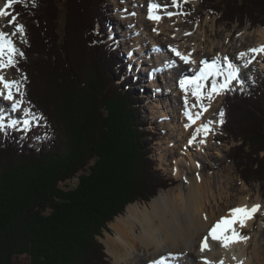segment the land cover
<instances>
[{
    "label": "trees",
    "instance_id": "16d2710c",
    "mask_svg": "<svg viewBox=\"0 0 264 264\" xmlns=\"http://www.w3.org/2000/svg\"><path fill=\"white\" fill-rule=\"evenodd\" d=\"M107 1L12 6L27 36L17 69L51 133L38 147V138L24 141L19 129L0 128V264L19 255L30 264H107L102 230L162 188L150 158L157 134L146 131L144 99L108 41ZM199 1L200 20L211 13L264 27V0ZM224 99L221 140L237 143L226 157L241 181L264 184V77ZM77 177L76 187L60 186Z\"/></svg>",
    "mask_w": 264,
    "mask_h": 264
},
{
    "label": "bare ground",
    "instance_id": "6f19581e",
    "mask_svg": "<svg viewBox=\"0 0 264 264\" xmlns=\"http://www.w3.org/2000/svg\"><path fill=\"white\" fill-rule=\"evenodd\" d=\"M180 1L184 0H177V5H173L172 0H135L140 5L138 9L136 8L138 14L127 17L126 22L119 18L120 28L124 29L121 34H125V39L132 43L131 48L134 49L136 57L142 60V64L147 62L150 67V76L155 81H152V85L149 83L148 86L154 89L156 103L163 100L167 106V99L175 103L172 125L168 123L170 114L163 112L162 130L167 124L172 127L171 137L176 138V145L175 148L170 149L171 143L166 142L167 156H162V164L169 166L172 176H177L181 183L167 191H162L149 205L131 204L128 206L126 214L117 217L111 225L115 235H108V238L104 240L106 251L111 255L112 264H154L162 259L166 261V264H170L168 261L176 256L181 259L185 258L187 261L185 264H205V260L211 261V264H221V262L223 264H241V262L243 264H264V230L256 240L254 260L249 257L253 246L249 240L233 243L225 248L220 241L213 240L209 235L210 229L222 218H232V209L261 205L260 210L247 221L245 227L240 228L236 225L242 235L249 234V231L256 227L257 215L264 212V203L261 201L260 193L254 194L251 189L241 188L245 194L240 191L241 189L233 188L232 185L236 182V178L230 176L232 172H227L228 169L221 168L213 176L208 173L205 158L214 150L216 154L221 153V149L215 147L213 132L220 127L222 106L217 105V110H214L206 108L202 103V97L208 93V87L211 88L213 82L223 83L225 74L229 71V64L239 69V82L247 81L246 72L253 71L256 63L264 54V52L249 51L264 45V28L254 33L245 30L239 34V37H232L230 33L224 32L222 35L217 33V36L214 33L210 38L204 33L206 30L197 36L194 29L198 27L187 26L186 18L181 15L182 9L184 10L186 6H182ZM152 4L161 6L155 10L156 14L162 17L160 21L149 19ZM0 9L6 12L11 10L4 1H0ZM167 13H173V15L169 17ZM9 16L4 17L8 19ZM17 22L20 23V18L15 22V27L18 25ZM215 24L216 22L214 27ZM203 25L200 26V31ZM0 31L8 34V39L15 41V35H11L7 27L0 26ZM254 34L256 35L253 36ZM173 48L189 56V59L195 62L186 63L172 51ZM241 52L247 55L240 58ZM150 54L154 56L149 59ZM143 55L147 56V61L143 60L145 58ZM131 60L136 63L132 55ZM249 60L252 62L248 63ZM203 61H207L208 64L215 62L222 74L218 77L209 76L202 82V96L198 100L193 94L194 85L186 84L185 88H182L180 82L198 76L205 67ZM2 69H0V75L8 81H13L9 78L11 72L1 73ZM144 72L149 75L147 71ZM144 72L140 73V78L143 77ZM219 77L222 79L220 80ZM235 83L237 79L231 82L229 89ZM13 91L16 89L14 88ZM0 92H4V96H0V108L3 107L1 118L11 117L16 120L14 118L16 114L23 115L25 111L18 107L16 114L10 116L7 111L14 103L19 105V102L6 98L7 89L2 83H0ZM180 92L182 94H179ZM219 96L220 94L216 95L217 98ZM144 99L147 102L148 98L144 97ZM26 104L28 103L23 106ZM189 115L192 116V120L189 119ZM19 116L17 118L20 119ZM33 116L28 113L26 119L31 121ZM193 120H195L194 123ZM204 125H208L207 133L203 130ZM198 129H200L199 132ZM180 146L183 147L184 152L179 151ZM178 151L185 157L174 159ZM188 160L191 163L189 166L186 163ZM213 173L211 171V174ZM225 177L230 179V182L225 183L222 180ZM205 236H208L210 250L201 252Z\"/></svg>",
    "mask_w": 264,
    "mask_h": 264
},
{
    "label": "rangeland",
    "instance_id": "374dc122",
    "mask_svg": "<svg viewBox=\"0 0 264 264\" xmlns=\"http://www.w3.org/2000/svg\"><path fill=\"white\" fill-rule=\"evenodd\" d=\"M0 1H4V3H6L7 5V0H0ZM135 0H108L106 3V11H108L109 13V19H108V35L109 37V42L113 44V46H116V50L118 51V54L120 55V57H122V59L126 56H130V61H131V55L134 61H136V63L139 62L138 65H142L141 69L139 70L138 67L135 65L132 69V71L134 73H132L131 75H129L130 78H132L135 82L138 77L140 75L141 72L147 71L149 73V68L147 62L145 64H142V60L140 61V58L136 57V53L134 51V49H132L131 45L132 43H130V41H127L125 39V34H121V31L124 30L122 28H120V19H124V21H127V17H132V16H136L138 14V8L140 7V5H138V2H135ZM182 2V6L183 5H187L190 6V10L187 11L188 9H185L181 11V15L182 17L186 18L187 20V26H195L198 27L195 30L196 35L199 36L201 32H203V30H206V32H204L207 36H213L214 33H220L221 35L224 34V32L230 33L232 37H239V34L245 30H247V32H258V30H260V28H264L261 25L256 26V27H252L251 24H249V22L247 21L246 24H239L238 22L235 23H230V22H224L223 20H219L218 16L213 15L211 13H207L205 15V18L200 20L199 19V14H200V10L202 9V6L200 5V1L199 0H184V1H180ZM142 5V4H141ZM137 8V9H136ZM11 9V8H10ZM9 13V18L6 19V17H0V26L3 28H6L10 30L9 33H13L16 32L15 35V41H14V46L15 48L21 52L19 49L22 47V45H24L27 36L24 34V32H20L17 31L16 27H15V23L14 24H9V21L13 19V17H15V22L18 21L19 18H17V16L11 12V10L7 11ZM131 14H128V13ZM2 18V19H1ZM215 27H214V23ZM18 23V22H17ZM2 24V25H1ZM5 24V25H3ZM19 24V23H18ZM203 25L202 30L200 31L199 29L201 28L200 26ZM125 28V26H123ZM256 34H254L253 36H255ZM14 36V35H13ZM243 36V35H242ZM132 34H131V38H132ZM215 39V38H214ZM132 42V41H131ZM149 44V43H148ZM147 44V45H148ZM130 49H131V54H130ZM135 56V57H134ZM154 55L150 54V57H153ZM20 57V55H15V60L16 58ZM143 60L147 61V56L143 55ZM263 58V62H264V54L262 55ZM6 59V56L5 58ZM129 59V57H128ZM17 62V61H16ZM135 63V62H134ZM135 63V64H136ZM16 65V66H15ZM12 67H7L1 70V73H8L11 72V74L8 76L9 78H12L13 80H16L19 84V90H20V94L19 96L23 93L26 94L27 93V87L25 86V76L24 74L17 70V63ZM129 68V67H128ZM137 69V70H136ZM129 70V69H128ZM128 70H126V73H128ZM139 73V74H138ZM142 74V73H141ZM247 74V81L246 84L240 82L239 83H235L232 84L230 87V90H225L223 93L220 94V96L217 98L216 96L213 99H208L207 94L204 95L202 97L203 99V104L205 105L206 108L208 109H214L217 110V105L222 106V112L224 113V109H225V103H224V98H226V96L228 95V93L232 90H239V91H244V86H242L243 84H245L247 90L250 89V85L253 84L256 80H260L261 78L264 77V63H260L257 62L254 70L251 72H246ZM136 75V76H133ZM143 80L147 81V84L142 85V86H136L135 87V91H138L141 94L142 99L148 98L147 102L145 101L144 104L142 105V109L144 112V117H145V121L148 122V127L146 131H150L153 134H157V137H155V140L152 141L151 144V161L154 164V170H156V172L161 176V178L163 179L164 182H162V188L159 189L158 193L152 197L151 201L153 199H155L158 194H160L162 191H167L171 188H173L174 186L178 185L181 183V180L177 178V176H172V173H170L169 170V166L163 165L162 164V156H167L166 152H165V148H166V142L169 141L171 143V147H169L170 149L175 148L176 145V138L175 137H171V134L173 133L172 127L169 126V124H173L174 123V117L172 116V112H173V108L176 109L175 103L174 102H170L168 99V105L165 106V104L163 103V100H159V103H156L157 98L155 97V93H154V89H152L150 86H148V84L150 83V85H152V81L154 82L155 80L149 75L146 74L144 72L143 74ZM178 78V75H177ZM256 79V80H255ZM242 84V85H241ZM148 86V87H147ZM141 89V91H140ZM245 89V90H246ZM17 91V90H16ZM179 94H182L181 92ZM25 97V96H24ZM45 101V99H44ZM162 101V102H161ZM28 103V102H27ZM49 108L51 107V105H54V103H52V101L45 103ZM161 107H158V106ZM172 105V106H171ZM3 107L1 106L0 108V115L3 112ZM2 109V110H1ZM28 109H30V105L26 104L25 109L23 111V115L19 116L18 114H16L14 116V118H16V121L19 119L17 118L18 116L20 117L18 124H21L27 117L28 113L33 114V122H32V126L28 129L27 133L24 132L23 133V139L25 141V139H27L28 137L33 138H38V147H40V145L42 144V141H45L47 138V135H49L51 133V131L48 129V125L44 123V119L43 116L41 115V113L38 110H31V112H27ZM54 110V109H53ZM160 112H162L160 114ZM163 112H168L170 114V117L168 119V123L166 126H163V130L161 127V124L163 125ZM218 113H220V110H218ZM26 114V115H25ZM160 115H162V117H160ZM35 118V119H34ZM223 118V117H222ZM11 120L13 121V119L11 118ZM11 120L7 121H2L0 120V122H2L4 124V127H7L11 124ZM57 128H59V133H60V137L63 138V131L61 132V130H63L62 125L59 123H57ZM23 131V129H22ZM21 131V132H22ZM62 134V135H61ZM170 134V135H169ZM214 137H215V147L217 149H221V153L216 154L215 150L213 152H210L211 154L205 158V162L207 164V171L208 173H210V176H213L215 173H217L221 168L225 169L228 171H231L232 173L230 174L231 177H235L236 178V182L234 183V185H232L233 188H237V189H251L252 193H260V197H261V201H263L264 203V184H260V183H251V184H247L243 181H241V178L238 174L237 168L235 166V164H233L232 162L229 161V159L226 157V154L229 153V150L231 149L232 146H235L237 143L233 140V138L230 136L229 139L231 140L230 142H226L223 143V141L221 140L224 136L221 133L220 127L218 129H215L214 132ZM227 136V135H226ZM225 136V137H226ZM179 145V142H178ZM37 147V146H36ZM177 149V148H176ZM179 151H183L184 149L182 146H180ZM178 151L177 156L174 159H182L185 156L180 155V152ZM170 158L172 159L171 156V152H170ZM173 159V161H174ZM201 163V160H199ZM187 165L189 166L191 163L188 160V162H186ZM162 164V165H161ZM173 167V165H172ZM211 171L214 172L213 174H211ZM225 183L230 182V179H228L227 177L222 179ZM79 180L78 177L74 178L72 180H69L65 183H61V187L64 188L65 190L69 189V188H74L78 185ZM236 184V187H235ZM240 190L241 192H244L243 190ZM245 193V192H244ZM246 194V193H245ZM151 201L149 200L147 201H143V200H138L136 202H133L132 204H140V205H144L147 204L149 205L151 203ZM130 204H128L126 206L125 211H127L128 206H130ZM126 214V212H125ZM124 213L121 215H118L117 217L123 216L125 215ZM116 217V218H117ZM116 218L113 220V222L116 220ZM264 218V212H261V214L257 215V221L255 222V229H252L249 231V234H247L246 236L249 237V241L251 244H253L252 246V250L250 251V259L254 260V251L256 249V240L259 238L258 236H260V233L264 230V220H262ZM112 222V223H113ZM112 223H109V225L107 226V229L102 230V235L98 237V240L100 243H102L105 253L107 254L108 251L107 247H106V243H105V239L108 238V235L110 236H114L115 232L114 230L111 228ZM108 257L107 258V264H112V260H111V255L107 254ZM12 264H30V259L28 256L26 255H19L18 257L13 259Z\"/></svg>",
    "mask_w": 264,
    "mask_h": 264
},
{
    "label": "snow or ice",
    "instance_id": "6c2138e0",
    "mask_svg": "<svg viewBox=\"0 0 264 264\" xmlns=\"http://www.w3.org/2000/svg\"><path fill=\"white\" fill-rule=\"evenodd\" d=\"M15 3H17V0H7V7L11 8ZM173 5H177V0H172ZM161 6L158 4H152L150 7L149 12V19L160 21L162 17L160 15L156 14V9L160 8ZM9 15L8 12H6L3 9H0V17H4ZM167 15L170 17L173 15V13H167ZM15 23V17H13L12 20L9 21V24ZM17 31L22 32L24 30V25L18 24L16 25ZM11 35H16V32H13ZM8 34L4 33L3 31H0V69L12 67L17 62L15 60V55L23 56V52H19L13 42L7 38ZM172 51L179 56L182 60H184L186 63H194L195 61H191L189 59V56H186L179 52L176 48H173ZM252 53H259L264 52V45L260 46L259 48H252L249 50ZM247 55V53L241 52L239 54L240 58H243ZM6 56V59H4ZM252 61L249 60L248 63H251ZM205 67L200 71V74L192 79H186L182 80L180 82L181 87L185 88L186 84L194 85L195 91L194 95L197 96V99L199 100L202 96L201 88L203 87V81L207 79L209 76H215L218 77L222 73L219 69V67L215 64H208L207 61L202 62ZM245 67H247V64H245ZM238 73L239 69L234 67L233 65L229 64V71L227 74H225V78L223 83H216L213 82L211 85V91L207 93L208 99H213L216 95H219L223 93L225 90H230L229 85L233 80L238 79ZM0 83L3 84V87L7 89V95L6 98L8 100H13V89L15 88L17 91H19V84L17 81H8L4 78V76L0 75ZM0 96H4V92H0ZM13 109H17L19 107L18 104H13ZM207 110V109H205ZM224 113L221 112L220 116L223 117ZM189 119L192 120V116L189 115ZM2 120V118H0ZM195 120H193V123ZM223 123V119L220 121ZM25 130H28L29 127V121L26 119L24 120ZM4 124L0 122V128H3ZM10 127L16 128L17 127V121L13 120L10 124ZM203 130L205 133L209 131L208 125L203 126ZM198 132L200 129L197 130ZM261 205H254L251 208L248 206L238 207L231 210L232 218H222L221 221H219L212 229L209 231V235L213 240L220 241L225 248L229 247L233 243H240V242H246L249 237L246 235H242L236 228V225H239L240 228H243L246 226V223L249 219H251L254 214L260 210ZM201 252H204L206 250H210V245L208 243V236H205L204 241L201 245ZM235 259V258H234ZM154 264H166V261L164 259L160 261L154 262ZM205 264H211V261L205 260ZM223 264V262H221ZM243 264V262H241Z\"/></svg>",
    "mask_w": 264,
    "mask_h": 264
}]
</instances>
